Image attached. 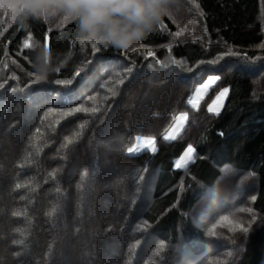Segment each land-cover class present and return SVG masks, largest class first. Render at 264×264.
Wrapping results in <instances>:
<instances>
[{
  "label": "trees",
  "instance_id": "trees-1",
  "mask_svg": "<svg viewBox=\"0 0 264 264\" xmlns=\"http://www.w3.org/2000/svg\"><path fill=\"white\" fill-rule=\"evenodd\" d=\"M182 2L189 11L186 26L178 29L166 16L142 41L146 47L137 46L135 52L101 47L97 53L80 41L73 23L3 18L0 83L12 76L16 79H8L0 90V264H108L115 246V255L125 253V264H140L141 245L119 250L140 205L128 210L130 203L116 219L113 233L102 234L84 206L91 199H82L80 172L89 165V150L99 136L113 137L122 129L127 137L148 135L159 141L181 112H187L189 120L177 140L161 145L153 154L129 157L121 151L115 163L142 170L135 192L153 186L151 202L143 205L139 216L140 223L147 220L149 225L142 231L163 243L164 249L173 250L168 259L160 261L158 256L154 264H180L183 258L196 255L193 263L208 261L204 233L191 215L221 179L223 167L248 172L256 179L252 210L257 222L232 258L218 264H264V77L254 81L264 71V0ZM148 51L155 55L148 57ZM106 64L114 67L101 74ZM128 67L131 73H125ZM78 70L81 76L75 77ZM201 72L219 74V89L228 88L220 115L206 113L218 92L214 89L197 110L200 116L186 108ZM36 76H43L44 81L27 87ZM56 79L74 82L64 89L55 84ZM88 80L91 87H87ZM86 87L96 100L84 102L75 96V102L71 89ZM170 87L168 104L149 105L151 98ZM60 91L67 102L54 104L47 99V94L52 97ZM40 95L46 100L34 105ZM80 106L89 111L71 112ZM93 107L99 111L92 113ZM49 108L54 111L48 112ZM121 108L125 111L120 115ZM187 142L196 149V158L184 177L174 168V161ZM17 183L26 187L17 189ZM79 194L82 204L77 201L76 208L73 201ZM94 201L92 195L90 203ZM14 212L21 215L15 217Z\"/></svg>",
  "mask_w": 264,
  "mask_h": 264
},
{
  "label": "rangeland",
  "instance_id": "rangeland-1",
  "mask_svg": "<svg viewBox=\"0 0 264 264\" xmlns=\"http://www.w3.org/2000/svg\"><path fill=\"white\" fill-rule=\"evenodd\" d=\"M182 1L183 0H177V3L173 8L172 15L168 16L174 26L178 29L186 26L185 21H187L186 19L189 16V11H186V4H184V2ZM5 2L6 0H0V5H3V3ZM2 13L3 17L2 20H0V23L1 25H6L5 23H3V18H10L12 14L5 10L2 11ZM53 22L54 21L48 23L52 24ZM118 66L116 68H118ZM113 67L114 66H112L111 64H106L103 66L100 73L105 74V71L108 72V70ZM211 75H217L220 78L219 74ZM208 76L210 75H206L205 73L201 72L196 77L197 82L195 83L193 91L189 95V98L186 100L187 109L189 108L191 111L196 112L199 109L200 105L209 98V92L211 90L214 89V92H218L216 93L214 98L211 99L210 103H212L216 96L219 95V92L223 90L222 88L219 89L221 82V79H219L214 84L210 85L208 89L204 90L200 94L201 98L197 99L196 89L200 86V84L204 82V80L207 79ZM263 77L264 71L262 74L254 78V81L257 82ZM94 80L97 79L94 78ZM90 81L91 80H88L89 85L87 87H91ZM87 87L79 91H77V89H71V92H73L72 95H74L72 97H74L73 100L75 102L80 97L84 100V102L88 100L87 98L88 96H91V94H89L90 91ZM63 88L67 89V87ZM167 90L162 91L163 94L159 95L158 98L157 96L151 98L149 101V105L157 107L168 104L171 98V87ZM257 90H260L259 86ZM44 92H47V90H45ZM75 96L78 98H75ZM163 96H166V99H163ZM46 97L47 99H51V102L54 104L67 102V96L66 94L64 95V91L57 92V94L53 95L52 97L47 94ZM46 97L40 95V97H37V99L35 98V100H33V104L35 105L38 102L42 103L43 99L46 100ZM131 97L132 96H129L127 98L130 100ZM224 98L220 101L218 111L221 108ZM190 99L196 100L197 107L193 108L192 105L188 103ZM127 105L129 106L130 103L125 105V109H127ZM85 106H90V104H86ZM149 109L150 108L145 111V115ZM123 111L125 110L121 108L120 115ZM181 113L177 114L174 117V123L168 126L166 130L160 135L159 141L156 140V138L148 135H135L133 137H127L126 135L122 134V129L118 130L117 135L113 137L109 134V136H99V138H101H97L94 144L95 147L92 145L91 147L93 148L89 150V154L87 157L89 165L84 166L83 171L80 172V177L83 178L79 180L78 183L82 181L81 193H84V198L82 197V199H91L92 201L93 195L95 200L93 204H91L90 201L87 202L84 206L86 208V211L89 212L88 214L90 215V217H93V220H95L96 218L94 222L98 223V230L103 231L102 234L106 235L108 233H113V228L115 225H117L116 219H118L119 217L121 218L122 212L129 206L130 203L131 207H128V210L134 207L136 203L140 205V208H137V216L135 220L132 221V225L129 228L131 229V231L126 232L129 234L126 237H123L122 243L119 247V250L129 251L130 249H132L133 245H136V247L141 245V252L139 255L141 256V258L139 259L140 264H154L158 256L161 257H158L160 261H163L164 258L168 259V255H170L173 250L164 249L157 255L156 251L161 242L158 239L149 236L147 231L137 230L138 225L141 224L139 216L144 209L143 205L145 204L146 206L151 202L150 193L153 189V186H145V190L143 192H135V189L137 190L139 188L138 186L142 179V170H138L132 166H128L129 164H126L127 166L123 165L117 167L115 163L117 162V156L121 153V151L125 156L129 157L137 156L142 153L153 154L161 145H165L177 140V138H179L185 131L186 125L189 120L188 115V119L184 122L183 126L179 129H175V126L177 124V117ZM206 113L209 116L216 115L214 113H209L207 111V108ZM79 115H81V113ZM160 116L168 117V115L166 114H161ZM197 116H200L198 111ZM197 116L196 118L201 119ZM170 135H175L176 139H164L165 136ZM148 139H152L154 141L151 146L145 145V141H147ZM187 143L190 144L191 142ZM84 148L86 147L84 146ZM128 148H133L134 151L132 153H128ZM95 153H99V156L96 157ZM179 158H177L176 160H178ZM195 158L196 155L194 153L193 158L189 160L187 166L177 169L182 172V175L184 177L188 174L189 166L195 160ZM176 160L174 161V168ZM226 169L228 171H226ZM221 171V179L217 182L216 186L213 189H209V191L204 194L201 201L197 204V206H195L191 215L194 224L204 233V240L206 244L205 252L206 257L208 258V261L205 264H218L224 259L229 260L230 258H232V255L236 252V249H239V246L242 245L244 236H246V234L249 232H241L237 225L243 223L245 226H248L249 222H251L252 227L255 226L257 222L256 219L255 221H252V204L254 201L253 197H255L256 193V179L254 178V176L248 172L237 173L228 167H223ZM181 185L182 182H179V187H181ZM131 189H134L132 193L130 192ZM80 195L81 194L75 196V199L73 201L76 208L77 201L82 204L81 196L83 195ZM248 209H251V212H249ZM225 217H227V219H225ZM137 241H139L138 244ZM126 247H129L130 249ZM111 253L108 258V264H125L123 260L125 253L115 255L116 246L113 250V256L111 255ZM197 257H199V255H196L194 258H183V260L179 263L197 264L193 263V261L197 262V259H195Z\"/></svg>",
  "mask_w": 264,
  "mask_h": 264
},
{
  "label": "clouds",
  "instance_id": "clouds-1",
  "mask_svg": "<svg viewBox=\"0 0 264 264\" xmlns=\"http://www.w3.org/2000/svg\"><path fill=\"white\" fill-rule=\"evenodd\" d=\"M177 0H6L0 9L13 17L73 23L82 43L132 50L166 16Z\"/></svg>",
  "mask_w": 264,
  "mask_h": 264
},
{
  "label": "snow or ice",
  "instance_id": "snow-or-ice-1",
  "mask_svg": "<svg viewBox=\"0 0 264 264\" xmlns=\"http://www.w3.org/2000/svg\"><path fill=\"white\" fill-rule=\"evenodd\" d=\"M174 35L176 36H179L181 35L180 32H176L174 33ZM44 47L45 49H47L48 47V42H47V38H45V43H44ZM92 49L99 53L101 51L100 48H97L95 45L91 46ZM139 47L141 49L145 48L146 46L144 44H140ZM137 49L134 48L132 49L133 52H135ZM155 55L154 52L152 51H148L147 53V56L148 57H153ZM157 63H159V61H157ZM173 64H177L178 62L177 61H172ZM133 71V69L131 67H128V68H125V73H131ZM189 71H192V69H189ZM117 75H120V73H117ZM81 76V71H76L75 73V77H80ZM8 79H16L15 76H12L10 78H6L4 80L3 83H0V90L4 89L5 88V85L7 84L8 82ZM220 78L217 76V75H210L207 77L206 80H204V82L202 84H200V86L196 89V96H197V99L201 98V93L208 89L210 85L214 84L216 81H218ZM44 81V77L43 76H36L33 80H32V83L30 85H27V87H32V85H36V84H39L41 82ZM55 84L58 85V86H62V87H70L71 85H73V80L72 79H56L55 81ZM120 84H123L124 83V80H120L119 81ZM25 89H20V91H24ZM11 91L13 93H15L17 91V89L15 87H13L11 89ZM228 93V88H224L222 91L219 92V95L216 96V98L212 101V103L208 104L207 106V111L209 113H214L216 115H220L218 109H219V105H220V101L227 95ZM99 95V94H97ZM113 95H115V93H113ZM89 101H94L96 100V96H88L87 98ZM189 104L192 105L193 108L197 107V103H196V100H192L190 99L188 101ZM54 111L53 108H49L48 109V112H52ZM89 109L83 107V106H80V107H76V108H73L71 109V112H76V113H80V112H88ZM92 113H96L99 111V108L97 107H93L91 108L90 110ZM70 114V113H69ZM45 115H47V113H45ZM188 119V114L187 112H184V113H181L178 117H177V124L175 126V129H179L183 126L184 122ZM37 132H39V129H37ZM222 135V133H220ZM165 140H175L176 139V136L175 135H170V136H165L164 137ZM154 143V141L152 139H148L147 141H145V145L146 146H151L152 144ZM128 153H132L134 151L133 148H128L127 149ZM196 149L193 147L192 144H188L186 149L184 150L183 152V155L180 156V158L178 160H176L175 162V168L176 169H180V168H183L185 166H187L189 160H191L193 158V155L195 153ZM226 171H228L226 169ZM87 175V174H86ZM15 187L17 189H20L22 187H26V185H22L20 183H17L15 185ZM181 190H183V185H181ZM23 199V197H22ZM253 199H255V197H253ZM249 212H251V209H248ZM13 216L15 217H19L21 215V213H18V212H14L12 213ZM225 219H227V217H225ZM256 217L253 215L252 216V221H255ZM147 227H149L148 225V221L147 220H144L143 223L139 224L138 225V229L137 230H143V229H146ZM237 227L240 229L241 232L243 233H247L249 231V228L251 227V222H249L248 226H245L243 223H240L237 225ZM13 243H16V244H19V243H22V241H19V240H14ZM139 243V241H137V244ZM136 247V245H133L132 248L134 249ZM165 245L163 243H161L159 246H158V249L156 251V254L158 255L159 252L163 251ZM131 251V250H130ZM17 255H19V253H17Z\"/></svg>",
  "mask_w": 264,
  "mask_h": 264
}]
</instances>
